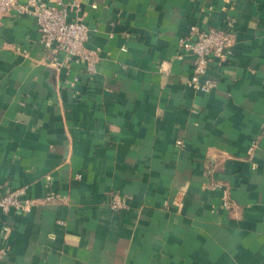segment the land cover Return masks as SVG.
<instances>
[{
  "label": "crops",
  "instance_id": "1",
  "mask_svg": "<svg viewBox=\"0 0 264 264\" xmlns=\"http://www.w3.org/2000/svg\"><path fill=\"white\" fill-rule=\"evenodd\" d=\"M42 1L98 61L56 67L32 16L0 15V192L24 188L0 264H264V0ZM191 24L233 38L208 91Z\"/></svg>",
  "mask_w": 264,
  "mask_h": 264
},
{
  "label": "built area",
  "instance_id": "2",
  "mask_svg": "<svg viewBox=\"0 0 264 264\" xmlns=\"http://www.w3.org/2000/svg\"><path fill=\"white\" fill-rule=\"evenodd\" d=\"M10 11L18 14L26 13L33 17L40 43L54 56V66L61 67L71 62H78L87 73H95L98 58L96 51L86 46L88 27L82 19L69 17L67 5L60 2L54 5L42 0H28L23 4L17 0H0V15ZM179 46L193 55V74L188 79V84L195 89L208 91L214 84L213 79L207 74L208 58L213 56L220 62L228 61L233 38L223 29L191 24L187 36L180 40ZM23 195V187L1 191L0 211L8 213L16 209ZM59 199V194L54 191H49L45 195V200L48 201ZM110 207L113 210L122 209L126 207V202L115 194ZM1 231L3 236L0 237V258L7 254L4 240L8 235L9 227L2 225Z\"/></svg>",
  "mask_w": 264,
  "mask_h": 264
}]
</instances>
